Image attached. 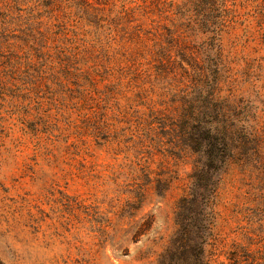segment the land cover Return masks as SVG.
I'll use <instances>...</instances> for the list:
<instances>
[{"label":"rangeland","instance_id":"1","mask_svg":"<svg viewBox=\"0 0 264 264\" xmlns=\"http://www.w3.org/2000/svg\"><path fill=\"white\" fill-rule=\"evenodd\" d=\"M206 28L257 131L179 219L203 218L212 264H264V0H0V264H157L194 157L163 123Z\"/></svg>","mask_w":264,"mask_h":264},{"label":"trees","instance_id":"2","mask_svg":"<svg viewBox=\"0 0 264 264\" xmlns=\"http://www.w3.org/2000/svg\"><path fill=\"white\" fill-rule=\"evenodd\" d=\"M211 2L213 0H185L188 6L193 7ZM206 29L213 34L212 44H209L211 49L214 48L211 58L208 54L199 58L198 52L206 48L203 46L198 47V51L188 50L180 54L187 63L194 62L195 68L199 70V79L192 90L180 94L177 112L163 123L167 135L172 136L177 145H182L194 157L190 174L191 192L178 200L176 230L168 246L159 255L157 264H175L174 261L177 264H212L205 255L203 218L195 224L193 218L181 220L179 215L188 204L198 203L201 209L208 205L209 198L215 195L222 174L233 158L234 150L244 148L248 138H254L257 131L253 125L246 124L244 115L230 98L221 94L220 30ZM198 61L202 63L198 64ZM198 229L201 233L194 236Z\"/></svg>","mask_w":264,"mask_h":264}]
</instances>
